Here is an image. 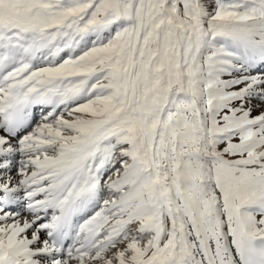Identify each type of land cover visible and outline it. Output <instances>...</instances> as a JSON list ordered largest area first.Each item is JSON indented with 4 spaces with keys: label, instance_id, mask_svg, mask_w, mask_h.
Listing matches in <instances>:
<instances>
[{
    "label": "snow or ice",
    "instance_id": "obj_1",
    "mask_svg": "<svg viewBox=\"0 0 264 264\" xmlns=\"http://www.w3.org/2000/svg\"><path fill=\"white\" fill-rule=\"evenodd\" d=\"M0 264H264V0H0Z\"/></svg>",
    "mask_w": 264,
    "mask_h": 264
}]
</instances>
